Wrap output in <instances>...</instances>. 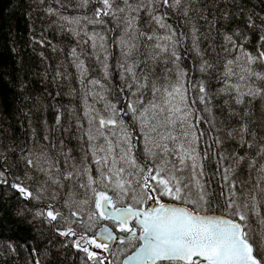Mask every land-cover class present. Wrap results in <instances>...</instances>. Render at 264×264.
<instances>
[{"label": "snow or ice", "instance_id": "obj_1", "mask_svg": "<svg viewBox=\"0 0 264 264\" xmlns=\"http://www.w3.org/2000/svg\"><path fill=\"white\" fill-rule=\"evenodd\" d=\"M32 3L76 41L80 89L68 95L81 110L69 108L65 127L58 107L31 143L0 138V201L45 242L0 241V264H16L18 248L25 264L62 249L80 264H264V10L244 0H211V12L205 0ZM73 123L79 156L53 142Z\"/></svg>", "mask_w": 264, "mask_h": 264}, {"label": "trees", "instance_id": "obj_2", "mask_svg": "<svg viewBox=\"0 0 264 264\" xmlns=\"http://www.w3.org/2000/svg\"><path fill=\"white\" fill-rule=\"evenodd\" d=\"M208 3L209 11H215ZM249 9L259 12L264 10V0H244ZM52 7H57L55 4ZM41 10H35L32 0H0V138L7 136L5 143L12 140L31 143V131L35 127L39 135L46 131L45 122L54 125L57 108L64 112L63 124L69 125V108L81 110V101L78 95H68L71 88L79 92L80 85L76 80L75 68L72 66L69 52L76 41L67 32H61L50 21L54 17H46ZM235 12V7H232ZM30 14V16H29ZM66 14L75 15V10L69 8ZM178 23V21H173ZM201 23H203L201 21ZM207 31V28L203 29ZM114 35V34H112ZM43 36L51 44L41 47L33 43V37ZM52 45L55 46V51ZM43 53V56H41ZM89 74L92 77L100 76L99 66L94 59L86 58ZM189 67L192 61H186ZM59 70L68 75L67 79L56 77ZM196 75H199L196 73ZM115 79V77H113ZM21 85L23 90L21 91ZM57 93H60L57 95ZM27 97V98H26ZM259 100L253 101L251 108L253 117L261 115ZM219 113V110H216ZM226 114V113H225ZM239 122L238 118L235 120ZM255 127V125H252ZM79 132L74 123L70 132L53 130V142L63 139L65 151L73 149V155H80V141L76 139ZM59 150V144L51 149L53 155ZM215 164L208 167L211 173ZM212 189L218 188L214 182ZM211 190V189H210ZM215 197H213L214 199ZM0 241L6 244L11 241L19 245L21 241H30L29 247L44 248L45 242L37 239L36 234L27 224L15 222L11 214L9 200L0 201ZM19 255L10 257L16 264H25L27 252L18 248ZM72 250H55L46 257H41L44 264H80L78 256Z\"/></svg>", "mask_w": 264, "mask_h": 264}, {"label": "rangeland", "instance_id": "obj_3", "mask_svg": "<svg viewBox=\"0 0 264 264\" xmlns=\"http://www.w3.org/2000/svg\"><path fill=\"white\" fill-rule=\"evenodd\" d=\"M122 247H124V246H122ZM122 247H121V248H122ZM121 248H120V249H121ZM120 249H119V251H120ZM101 255H102V256H106L107 253H101ZM109 259H116V257H109Z\"/></svg>", "mask_w": 264, "mask_h": 264}, {"label": "flooded vegetation", "instance_id": "obj_4", "mask_svg": "<svg viewBox=\"0 0 264 264\" xmlns=\"http://www.w3.org/2000/svg\"><path fill=\"white\" fill-rule=\"evenodd\" d=\"M118 248H119V247L117 246V247H115L114 250H113V251H115V252L117 253V255L119 254V251H117Z\"/></svg>", "mask_w": 264, "mask_h": 264}, {"label": "water", "instance_id": "obj_5", "mask_svg": "<svg viewBox=\"0 0 264 264\" xmlns=\"http://www.w3.org/2000/svg\"><path fill=\"white\" fill-rule=\"evenodd\" d=\"M115 243L113 244V247H114Z\"/></svg>", "mask_w": 264, "mask_h": 264}]
</instances>
